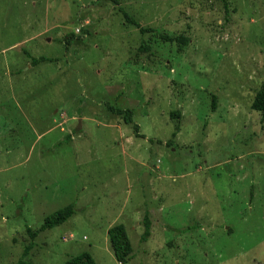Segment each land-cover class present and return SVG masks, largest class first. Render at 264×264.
<instances>
[{"label":"rangeland","instance_id":"374dc122","mask_svg":"<svg viewBox=\"0 0 264 264\" xmlns=\"http://www.w3.org/2000/svg\"><path fill=\"white\" fill-rule=\"evenodd\" d=\"M263 83L264 0H0V264H264Z\"/></svg>","mask_w":264,"mask_h":264},{"label":"trees","instance_id":"16d2710c","mask_svg":"<svg viewBox=\"0 0 264 264\" xmlns=\"http://www.w3.org/2000/svg\"><path fill=\"white\" fill-rule=\"evenodd\" d=\"M108 1L113 2L114 4L118 3V0H108ZM224 7L225 8L227 7L226 3H224ZM124 17L128 23L135 25L139 29L140 33H146L152 31L151 29L148 28H142L139 25V23L134 21L130 16H128L125 13H124ZM161 37L166 42L175 41L178 44H182V45H186V43L188 42V39L184 36L170 37L163 35ZM139 49L146 50V48H142V47H140ZM44 61H50V59L41 56L39 58H32L31 63L32 65H36ZM211 107L212 110H215V97H212ZM251 109L260 112L261 119L264 121V83L261 85L260 89L256 92L253 101L251 103ZM108 110L112 112V114L122 117L125 124L132 123L133 111L131 109L121 110L118 108L109 107ZM172 115L178 117L177 112L173 113ZM133 131L136 137L139 138L143 137V135L139 133V127L136 124H133ZM178 131L179 128L176 126V129L172 134L173 138L176 136ZM170 142L171 141H169L168 143ZM74 213H75L74 206L68 205L62 209L55 211L51 215L45 217L42 225L37 230L32 231L30 228H26V233L29 237L30 243H28V245L23 249L22 257L27 256L29 251L33 248L34 245L33 241L39 233L62 225L70 217H72ZM142 225L144 227V230L141 235V241H146L150 236V228H151V221L146 213L143 216ZM107 237L115 260L120 264H126L131 259L132 248L124 225L116 224L110 227L107 230ZM17 264H26V262L19 261ZM65 264H96V263L88 252H82L76 256L70 257L68 260H66Z\"/></svg>","mask_w":264,"mask_h":264}]
</instances>
